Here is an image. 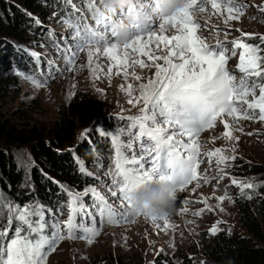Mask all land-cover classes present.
Segmentation results:
<instances>
[{"label":"snow or ice","instance_id":"6c2138e0","mask_svg":"<svg viewBox=\"0 0 264 264\" xmlns=\"http://www.w3.org/2000/svg\"><path fill=\"white\" fill-rule=\"evenodd\" d=\"M82 3L87 16L74 0H64L61 22L70 31L60 37V42L66 70H71L80 53L86 50L89 68L96 79H99L98 69L104 74V66L98 63L101 57L114 62L106 67L108 75L115 67L116 74L125 80L131 75L139 81L141 76L136 66L155 68V73L147 83L140 84L139 97L128 100L129 104L143 105L140 114L122 117L129 123L121 129L105 132L111 136L115 149V170L109 169L112 181L106 186L114 199L110 201L96 187L83 192L65 189L67 200L59 202L54 211L43 203L29 201L21 205L11 197L0 195V264H47L48 255L65 238H82L90 244L99 234L98 223H126L130 218L141 216L139 212L129 211L132 193L141 185L167 183L178 192L193 181L207 182V176L198 171L204 162L201 132L214 128L218 119L225 129L232 127L236 131L240 130L235 127L240 118L264 121V49L240 38L229 40L227 27L215 29L209 37L199 33L201 14L209 4L220 15H223L221 8L226 9L227 16L223 19L226 26L244 15L247 6L243 0H188L178 14L163 18L154 0H134L132 5L118 10H109L106 0H82ZM88 17L95 25L87 22ZM128 17L134 21L131 39L120 45L116 38ZM167 32L174 34L164 35ZM260 39L264 42V37ZM237 50L239 75L227 67ZM140 56L147 57L150 63ZM127 89L132 97V85L128 84ZM224 138L238 139L231 131H226ZM203 155L209 157L210 163L211 158L216 157V165L222 173L220 179L224 170L219 166L227 167V162L235 159L219 148L205 151ZM232 183L237 181L233 179ZM253 187L252 183H244L241 190ZM85 197H90V202H86ZM226 198L222 195L218 200ZM64 208L68 209V215L61 220ZM175 209L188 211L180 207L177 196ZM142 216L152 222L162 221L165 228L174 227L167 213L160 218L147 212ZM211 231L214 234L216 229Z\"/></svg>","mask_w":264,"mask_h":264},{"label":"rangeland","instance_id":"374dc122","mask_svg":"<svg viewBox=\"0 0 264 264\" xmlns=\"http://www.w3.org/2000/svg\"><path fill=\"white\" fill-rule=\"evenodd\" d=\"M46 1L44 4L41 3L44 12L46 11V17L43 18L39 14L31 16L36 21L30 24L32 27L27 32L28 39L17 46L21 52L17 51L13 57V59L17 58L19 63L21 62L20 66L24 65L23 62L29 64L30 58L32 67L25 65L30 70L20 68L15 60L10 61L9 65L5 60L3 63L0 61V68L3 66L0 77L15 78V83L6 87L8 92L6 97L0 98V113L17 130L24 131L28 135L39 134L44 138L48 136L49 129L58 119L59 111L72 99L73 94L81 92L88 96L92 103V110L82 118L81 122L74 123L73 141L67 149H70L72 158L76 159L74 155L76 152L72 150L90 138L89 136H98L108 143L111 155L109 158L102 155L95 160L88 157L89 169L81 164L83 171L76 170L86 179L79 189L57 183L61 191L60 197L52 198L50 204L43 205L50 206L55 211L59 202L67 200L65 189L83 192L91 187H96L101 194L112 201L114 198L111 197L106 186L112 181L109 169L115 170V149L111 136L105 135V132L121 129L129 123L122 117L140 114L143 105L129 104L128 100L139 97L140 84L147 83L148 78L154 76L155 68L141 69L136 66L135 70L141 76V80L137 81L131 75L125 80L122 75L116 74L115 67L111 75L106 74L107 65L114 64V62L107 57H101L98 63L104 66V74H100L98 69L99 79H96L89 68L85 50L80 53L73 68L66 70L64 54L60 46L57 47L54 43H61L60 37L68 35L70 31L68 26L61 22V17L64 15V0L61 10L55 4V0H48L47 3ZM74 3L87 16L82 0H74ZM243 3L247 6L244 15L239 19L229 21L226 26L223 23L224 17L227 16L226 9L222 7L223 15H220L212 10L209 4L206 12L201 14L203 20L199 33L209 37L215 29L227 27L229 40L240 38L246 43L264 49V42L260 39L264 37V11H262L264 0H243ZM87 22L91 23L89 17ZM91 25H95V21ZM157 33L160 34L158 29ZM245 33L250 35H245ZM173 34V32L164 33L168 36ZM223 36L224 33L221 31L220 37L223 38ZM210 42L215 43L214 40ZM22 55L27 59L24 60ZM139 58L150 63L147 57L140 56ZM238 62L239 50L227 64L228 69L237 75H239ZM131 71L130 68L129 72ZM128 84L132 85V97L128 95ZM228 119L231 125V118ZM235 127L240 130L236 131L232 127L225 129L218 119L214 128L201 132L199 139L202 145L201 158L204 162L200 164L198 171L208 179L207 182L203 179H200L199 183L193 181L183 191L177 192L180 207H186L188 211L177 212L175 209L171 213L169 223L174 227L165 228L162 221L152 222L142 215L135 219L130 218V221L126 223L110 224L106 221L98 223L99 234L93 237L92 243L89 244L82 238H65L59 242L56 250L48 255L47 264H146L157 255L174 263H178L182 257L201 263L205 260L206 249L211 243L213 228L216 231L224 229L227 233L235 232L240 236H245V231L239 227L237 222L238 214L234 199L237 197L247 199V197L254 196L257 185L260 183L258 176L250 171L240 172V168L241 165L253 164L264 168V121L240 118ZM226 131H231L232 135L238 139H225ZM217 148L222 149L226 154L235 156V159L227 162V167L219 166L224 170L223 179L219 178L222 173L216 165V157H212L210 163L209 157L203 155V152L215 151ZM14 153L18 167L26 171L29 164L27 149H15ZM88 172L92 175L89 176ZM233 179L237 181L236 184L232 183ZM244 183H252L254 187L244 189L242 192L241 185ZM222 195L227 198L219 201L218 197ZM84 199L90 202V197ZM184 201L188 203L185 204ZM32 202L40 203L38 200ZM67 215L68 209L64 208L60 219L65 220ZM4 222L6 223V220Z\"/></svg>","mask_w":264,"mask_h":264},{"label":"trees","instance_id":"16d2710c","mask_svg":"<svg viewBox=\"0 0 264 264\" xmlns=\"http://www.w3.org/2000/svg\"><path fill=\"white\" fill-rule=\"evenodd\" d=\"M44 1L46 0H0V61L2 63L5 60L9 65L15 60L20 66L21 62L19 63L17 58L13 59L14 54H17V51L21 52L17 46L28 39L27 32L32 27L30 24L36 21L31 16L39 14L43 18L46 17V11L44 12L41 6ZM62 1L55 0L60 10L63 8ZM54 43L58 44V42ZM59 46L62 49L63 44L59 43ZM23 55L22 58L26 60V56ZM29 60V64L23 62L24 65L20 68L30 70L32 62L30 58ZM11 83H15V78L0 77L1 99L6 97L8 93L6 87ZM91 110L92 103L88 96L76 92L67 105L59 111L58 119L49 129L48 136L44 138L39 134L28 135L24 131L17 130L0 113V194L11 196L21 205L33 200L46 205L50 204L52 198L60 197L61 191L57 183L79 189L86 181L77 173L78 169L83 168L81 164L89 169L88 157L95 160L102 155L107 158L111 155L108 143L98 136H89L90 138L72 150L76 152L74 154L76 159L72 158L70 149H67L73 141L74 123L81 122ZM22 148L27 149L29 164L26 171L18 167L19 164L15 161V149ZM245 171H250L260 178L254 196L234 199L238 214L237 222L245 231V236L235 232L227 233L224 229L217 230L211 236V243L205 252V260L201 263L185 257L174 263L157 255L146 264H264V168L255 164L241 165L240 172Z\"/></svg>","mask_w":264,"mask_h":264},{"label":"clouds","instance_id":"9594fccd","mask_svg":"<svg viewBox=\"0 0 264 264\" xmlns=\"http://www.w3.org/2000/svg\"><path fill=\"white\" fill-rule=\"evenodd\" d=\"M134 0H106L109 10H118L132 5ZM188 0H154L157 12L161 18L178 14L186 7ZM133 18H125V27L117 35V43L124 45L131 39V26ZM177 190L171 184L154 183L141 185L132 193L130 212H139L142 215L149 213L157 218L167 213L169 216L175 210V197Z\"/></svg>","mask_w":264,"mask_h":264}]
</instances>
